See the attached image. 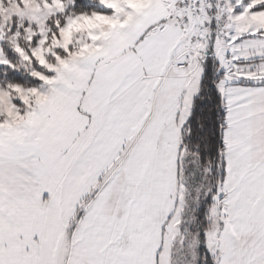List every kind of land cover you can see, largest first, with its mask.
I'll use <instances>...</instances> for the list:
<instances>
[{
    "label": "snow or ice",
    "instance_id": "snow-or-ice-1",
    "mask_svg": "<svg viewBox=\"0 0 264 264\" xmlns=\"http://www.w3.org/2000/svg\"><path fill=\"white\" fill-rule=\"evenodd\" d=\"M0 264H264V0H0Z\"/></svg>",
    "mask_w": 264,
    "mask_h": 264
}]
</instances>
